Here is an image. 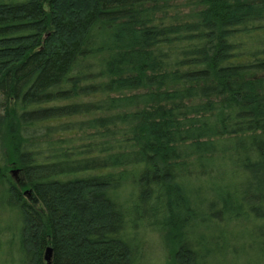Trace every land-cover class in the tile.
I'll return each instance as SVG.
<instances>
[{
  "label": "trees",
  "instance_id": "trees-1",
  "mask_svg": "<svg viewBox=\"0 0 264 264\" xmlns=\"http://www.w3.org/2000/svg\"><path fill=\"white\" fill-rule=\"evenodd\" d=\"M4 180L28 264H139L147 230L208 264L188 229L264 221V0H0Z\"/></svg>",
  "mask_w": 264,
  "mask_h": 264
},
{
  "label": "rangeland",
  "instance_id": "rangeland-1",
  "mask_svg": "<svg viewBox=\"0 0 264 264\" xmlns=\"http://www.w3.org/2000/svg\"><path fill=\"white\" fill-rule=\"evenodd\" d=\"M195 9L192 4L182 6L184 18L191 19L190 12ZM12 170L14 169L9 168V171ZM12 175L15 180L21 181L16 185L17 188L20 191L24 189L23 175ZM9 186L5 180L0 182V264H28L16 249L20 220L14 207L16 203L8 191ZM263 226L264 221L237 218L219 224H197L188 229V233L206 245L209 250L208 264H264ZM144 234L141 245L144 254L139 264L166 259L167 254L161 244L160 233L147 230Z\"/></svg>",
  "mask_w": 264,
  "mask_h": 264
},
{
  "label": "water",
  "instance_id": "water-1",
  "mask_svg": "<svg viewBox=\"0 0 264 264\" xmlns=\"http://www.w3.org/2000/svg\"><path fill=\"white\" fill-rule=\"evenodd\" d=\"M16 171H13V174H15ZM44 260L46 262V264H51L50 260H51V248H46L45 252H44Z\"/></svg>",
  "mask_w": 264,
  "mask_h": 264
}]
</instances>
